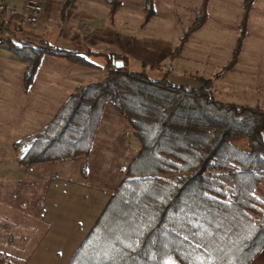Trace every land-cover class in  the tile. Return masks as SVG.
I'll use <instances>...</instances> for the list:
<instances>
[{
  "label": "trees",
  "instance_id": "1",
  "mask_svg": "<svg viewBox=\"0 0 264 264\" xmlns=\"http://www.w3.org/2000/svg\"><path fill=\"white\" fill-rule=\"evenodd\" d=\"M107 1L114 14L120 1ZM253 2L244 0L232 64L244 46ZM209 3L201 1L173 59L207 22ZM155 15V0H145L144 23ZM7 44L28 61L25 90L45 56L102 68L87 59L100 52L12 39ZM103 56L108 76L80 85L43 132L15 145L17 152L27 148L20 156L24 167L87 159L107 106L128 121L140 142L69 264H251L264 249V201L256 195L264 184V109L217 100L210 80L182 86L168 75L153 79L132 71L127 57Z\"/></svg>",
  "mask_w": 264,
  "mask_h": 264
},
{
  "label": "rangeland",
  "instance_id": "2",
  "mask_svg": "<svg viewBox=\"0 0 264 264\" xmlns=\"http://www.w3.org/2000/svg\"><path fill=\"white\" fill-rule=\"evenodd\" d=\"M13 1L7 3L19 13L0 18L4 23L0 41L7 36L11 39L16 26L40 38L41 20L35 27L26 22L23 8L27 0ZM39 1L45 11L44 1ZM64 1L48 0L51 11H60ZM133 3V10L121 11L125 32H121L117 49L120 58H128L132 71L153 79L168 75L174 84L192 88L201 85L200 79L210 80L217 100L264 109V11L251 12L244 46L232 64L243 21L241 9L224 11L222 1L214 0L211 20L190 34L173 59L199 5L186 8L183 1L174 0V7H167L161 0L156 17L145 24L141 11L144 0ZM79 66L87 75L80 72L78 81L69 87L106 78L107 72ZM68 82L52 79V83L62 85ZM61 93L48 96L41 106L35 105L36 111H0V264H69L140 150L128 121L107 106L89 158L21 166L20 156L27 148L17 152L15 145L45 130L67 99ZM256 195L264 201V184Z\"/></svg>",
  "mask_w": 264,
  "mask_h": 264
},
{
  "label": "crops",
  "instance_id": "3",
  "mask_svg": "<svg viewBox=\"0 0 264 264\" xmlns=\"http://www.w3.org/2000/svg\"><path fill=\"white\" fill-rule=\"evenodd\" d=\"M43 1L45 3V11H43L38 31L40 38L35 39L29 36L26 30L16 26L12 33L13 39H11L17 44L49 43L52 45L51 43H54L53 46L61 49L77 50L83 53L88 50L100 52L102 56H87V59L89 61L94 59L95 61L91 62L102 67L97 70L104 73L107 72L104 75V77H107L108 70L103 67L107 65L108 61L103 55L120 54L118 50L121 32H125V26L121 29V25L123 24L120 21V14L123 10L134 9L133 0H119L120 6L114 14H111V6L107 0H66L60 6V11H51L52 5H50L48 0ZM126 1H129V4ZM159 1L161 0H155L156 11H158L157 5ZM164 1L167 7H174V0ZM181 1H183L182 6L190 8L198 7V5L200 7L202 0ZM220 1H222L224 11H232L233 8H236V11L238 9L243 11L244 0ZM212 2L214 0H210L208 12L211 9ZM14 3L13 0L9 2V4ZM138 5L141 8V5ZM144 7L145 0L141 11H144ZM252 11H264V0H254ZM209 20H211L210 12L209 18L202 28L205 27ZM7 39H10V37L7 36L5 41H0V111H14L18 108L26 112L36 111L35 105L41 106L46 100H49L48 96H55L61 92V94L65 95V100L79 87L78 85L74 88L69 87L73 86L71 85L73 81H78L79 73L82 72L84 75H87L83 67L73 64L66 59L45 56L34 83L28 90H25L23 79L28 61L10 50ZM96 60H103V62H96ZM52 79H65L69 82L67 85H62L52 83ZM251 264H264V249Z\"/></svg>",
  "mask_w": 264,
  "mask_h": 264
},
{
  "label": "built area",
  "instance_id": "4",
  "mask_svg": "<svg viewBox=\"0 0 264 264\" xmlns=\"http://www.w3.org/2000/svg\"><path fill=\"white\" fill-rule=\"evenodd\" d=\"M26 22L28 25L35 27L38 25L43 14V5L39 0H27L23 8ZM19 13V10L15 7H11L7 0H0V18L4 15L15 16ZM4 23L0 22V31H4Z\"/></svg>",
  "mask_w": 264,
  "mask_h": 264
},
{
  "label": "water",
  "instance_id": "5",
  "mask_svg": "<svg viewBox=\"0 0 264 264\" xmlns=\"http://www.w3.org/2000/svg\"><path fill=\"white\" fill-rule=\"evenodd\" d=\"M117 67H118V68L123 67V62H118V63H117Z\"/></svg>",
  "mask_w": 264,
  "mask_h": 264
}]
</instances>
